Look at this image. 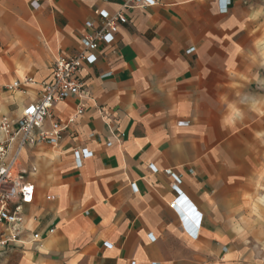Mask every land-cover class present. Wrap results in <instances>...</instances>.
I'll return each mask as SVG.
<instances>
[{"label":"crops","instance_id":"obj_1","mask_svg":"<svg viewBox=\"0 0 264 264\" xmlns=\"http://www.w3.org/2000/svg\"><path fill=\"white\" fill-rule=\"evenodd\" d=\"M123 1L0 0V117L40 96L6 86L50 79L58 56L83 50L94 10ZM227 1L125 9L83 64V94L53 107L66 119L81 105L74 126L20 154L36 195L0 264H264V0ZM229 104L243 118L226 125Z\"/></svg>","mask_w":264,"mask_h":264},{"label":"built area","instance_id":"obj_2","mask_svg":"<svg viewBox=\"0 0 264 264\" xmlns=\"http://www.w3.org/2000/svg\"><path fill=\"white\" fill-rule=\"evenodd\" d=\"M33 7L39 5V0H27ZM227 0H219V6L227 9ZM153 2L149 0H124L118 12L111 14L105 10L96 9L95 14L100 22L96 25L92 20L85 23L87 31L82 34L83 50L71 57L58 56L52 67L50 79L36 81L33 77L15 81L6 86L8 91L13 89L25 90L26 87L39 84L40 96L38 100L30 101L22 107L20 115L16 118L4 115L0 117V245L15 244L21 241L25 231L24 206L30 205L35 199L36 188L29 176L36 173V166L28 169L20 163V154L28 146H43L44 144L58 145L65 132L74 126L79 115L84 111L80 105L75 113L66 119L57 117L54 106L70 96L83 94V82L79 75L83 64L95 62L93 51L98 50L102 44L111 41L117 33L120 24L128 22L125 13L127 8L135 6L146 7ZM112 39L109 40L108 37ZM74 155L89 156L87 149H73ZM31 191H28V189ZM55 196L48 195L47 199ZM172 207L178 202L173 201ZM183 206V205H182ZM192 216L182 215V226L190 235L198 236V227H191ZM50 229L48 233H53ZM34 241H41L40 232L32 234Z\"/></svg>","mask_w":264,"mask_h":264},{"label":"clouds","instance_id":"obj_3","mask_svg":"<svg viewBox=\"0 0 264 264\" xmlns=\"http://www.w3.org/2000/svg\"><path fill=\"white\" fill-rule=\"evenodd\" d=\"M224 103H228L227 100L224 101ZM230 109L229 115L225 118L224 123L226 125H231L234 123L235 120L242 119L243 114L235 109V107L231 104L228 105Z\"/></svg>","mask_w":264,"mask_h":264},{"label":"snow or ice","instance_id":"obj_4","mask_svg":"<svg viewBox=\"0 0 264 264\" xmlns=\"http://www.w3.org/2000/svg\"><path fill=\"white\" fill-rule=\"evenodd\" d=\"M149 2L151 3V2H153V0H149ZM108 39H109V40H111V39H112V37H111V36H109V37H108ZM28 191H31V189L29 188V189H28ZM197 215H199V213H197ZM153 239H154V237H153Z\"/></svg>","mask_w":264,"mask_h":264}]
</instances>
